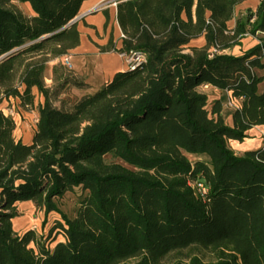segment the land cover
Listing matches in <instances>:
<instances>
[{
  "label": "trees",
  "instance_id": "16d2710c",
  "mask_svg": "<svg viewBox=\"0 0 264 264\" xmlns=\"http://www.w3.org/2000/svg\"><path fill=\"white\" fill-rule=\"evenodd\" d=\"M85 1L0 0V103L38 110L26 144L0 109V264H159L191 248L217 259L172 264H264V146H229L264 126V37L243 55L227 52L264 32V0L233 27L246 0H117L123 46L103 50L142 51L146 61L64 108L56 101L66 85L86 83L62 63L52 86L45 73L80 43L78 22L67 25ZM203 85L242 100L232 126ZM67 195L77 196L74 213L60 207ZM26 201L60 214L51 231L62 240L50 247L33 229L15 231Z\"/></svg>",
  "mask_w": 264,
  "mask_h": 264
},
{
  "label": "crops",
  "instance_id": "0c3cea01",
  "mask_svg": "<svg viewBox=\"0 0 264 264\" xmlns=\"http://www.w3.org/2000/svg\"><path fill=\"white\" fill-rule=\"evenodd\" d=\"M259 4L260 0H246L238 6L239 9L244 8L246 10L252 8L253 10H256ZM106 9H108L109 13V23L107 27L105 26L107 21L105 14ZM244 14L246 15L245 11L242 15ZM78 17H80L77 21L80 32V43L72 48L66 55L70 58L71 66L68 68L72 75L79 79V81L85 82L86 85L84 87H77L72 82H69L62 93L65 97L69 98L68 100H77L85 94L96 91L99 89V85L102 84L103 86L111 81L117 72L128 69L127 59L124 52L112 48L109 50H103L108 44H111V42L117 49H120L123 46V32L117 20V4L113 2L109 3L108 0H87L84 2L81 13ZM235 23L236 20L234 23L231 21L230 26H235ZM262 37H264V34H247L241 39L239 45L227 50V52L237 56L243 55L247 50L259 44ZM205 43V37L202 36L194 39L191 42V46H203ZM63 58L64 56L52 59L48 62L45 73L48 86L54 84L53 67L58 63H63ZM260 73H263V71H260ZM199 89L209 95V100H220L222 102L223 115L226 123L232 126L234 124L233 112L236 108L241 106L242 100L233 97L230 91L221 90L212 85H203L199 87ZM66 90L67 93H65ZM34 92L36 93V105L43 103L44 96L41 95L37 89H35ZM3 101H11L20 104L19 98H10L9 100L4 99ZM229 105L231 107H229ZM22 114L26 120L20 125L16 120L17 114L13 117L16 121L15 135L17 139L22 140V142L26 144H30L32 143L36 130L38 110L33 111V114L30 111L24 110ZM248 134L250 136L258 137L252 146L254 149H259L264 146L263 125L252 128L248 131ZM242 144L243 145H239L238 142L232 144L234 147L233 150L237 154H241L242 151L247 149L246 147L248 146H246L245 143ZM14 229H16V226Z\"/></svg>",
  "mask_w": 264,
  "mask_h": 264
},
{
  "label": "rangeland",
  "instance_id": "374dc122",
  "mask_svg": "<svg viewBox=\"0 0 264 264\" xmlns=\"http://www.w3.org/2000/svg\"><path fill=\"white\" fill-rule=\"evenodd\" d=\"M16 4L22 9V11L25 14H29V11L27 10V8L23 4H21L20 2H16ZM244 11L246 13L247 9L246 10L244 8L239 9V6H237L236 11H235V19L232 20V22L234 23V21L239 17H245V14L242 15V13ZM260 34H264V32L263 33L260 32ZM101 86H102V84L99 85L98 88H100ZM65 93H67V90ZM61 94H60V96H58L56 104L58 106H63L65 108V106H67V102H65V101H67L69 98L65 97L64 94H62V95ZM212 102L213 101L210 100V105H209L210 107L212 106ZM229 107H231V106L229 105ZM0 109H2L3 111H7L9 109H14L15 113L17 114L16 120L19 123V125L26 120V118L22 114V112L24 110L30 111L32 114H33V111L37 110L36 108L25 109L20 104H17L16 102H11V101L10 102L2 101L0 103ZM33 123H34V121H33ZM251 129H249V130H251ZM248 131H247V137L244 138V140H242V141L238 140V139H230L229 140L230 147L233 149L234 147L232 144L234 142L235 143L238 142L239 145H243L242 143H245L246 146H248V147L245 146L247 149H245V151H242L241 154H244L245 152L250 151V150H256L252 146L254 144V141H256L258 139V137L257 136H255V137L250 136L248 134ZM191 158H193V157H191ZM77 194H80V192H77ZM76 197H77L76 195L75 196L74 195H67L66 197H64L60 201V207L64 211L68 212L69 214L74 213L75 209L77 208L76 207L77 206V204H76L77 198ZM17 207H18V211L20 212V216H18L14 219L15 220L14 221V228L16 226L15 231L18 232L20 235L25 233L27 230L33 229L37 232L38 238L44 244H46L50 247H52L54 245V243H56V241L63 239L62 234H60L57 230L51 231L55 225V222L57 220H61L60 214L53 211V212L49 213L48 216H46L44 209L38 207L32 201L18 202ZM31 246H34V244L31 243ZM194 254L201 256L205 261H215L217 259L215 254H213L212 252H210L208 250H205V249L200 250L198 248H191V249H185L183 251L171 253L166 258H164L159 264H172L174 261H176L178 259L187 260L190 255H194ZM136 263H137L136 259H130V260H127V261L122 262L120 264H136Z\"/></svg>",
  "mask_w": 264,
  "mask_h": 264
},
{
  "label": "built area",
  "instance_id": "2783aa9c",
  "mask_svg": "<svg viewBox=\"0 0 264 264\" xmlns=\"http://www.w3.org/2000/svg\"><path fill=\"white\" fill-rule=\"evenodd\" d=\"M108 2L109 3L113 2V3L117 4V0H108ZM258 33H260V32H258ZM124 54H125V57L127 59L128 69H135L141 63L146 61V54L143 53L142 51H131L128 53L124 52ZM63 64L66 67L71 66L70 58L68 55H64ZM4 112L6 115H9L11 117H14L16 114L14 109H9V110L4 111ZM195 186L201 194H207V188L202 183L195 184Z\"/></svg>",
  "mask_w": 264,
  "mask_h": 264
},
{
  "label": "water",
  "instance_id": "95a60500",
  "mask_svg": "<svg viewBox=\"0 0 264 264\" xmlns=\"http://www.w3.org/2000/svg\"><path fill=\"white\" fill-rule=\"evenodd\" d=\"M80 17H76V18H74L67 26H70V25H72L73 23H75V22H77L78 21V19H79ZM3 57H1L0 58V60L2 59Z\"/></svg>",
  "mask_w": 264,
  "mask_h": 264
}]
</instances>
